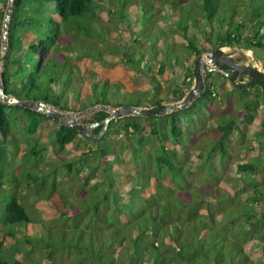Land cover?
Here are the masks:
<instances>
[{
	"label": "trees",
	"instance_id": "trees-1",
	"mask_svg": "<svg viewBox=\"0 0 264 264\" xmlns=\"http://www.w3.org/2000/svg\"><path fill=\"white\" fill-rule=\"evenodd\" d=\"M105 1L14 0L1 71L5 94L21 100H38L66 112H80L94 105L118 108L163 103L157 95L153 100L145 99L122 92L116 84L109 86L106 80L100 84L91 82L89 94L81 99L80 92L72 88L70 75L63 74L66 67L69 71L73 68L67 56L63 55L64 60L60 62L48 55L49 51H64L57 42L63 34L74 31L92 36L94 32L90 21L96 16L100 3ZM116 1L118 9L114 11V16L121 20L130 18L126 8L140 5L138 15L147 20V25L144 34L137 35L135 41L143 38L153 57L160 55L159 75L163 74L166 66L175 69L181 64V57L174 48L175 42L171 41L175 34L186 42L189 55L197 57L205 52V48L198 49L199 43L207 45L211 52L218 48H240L259 54V62L264 66V0H234L233 4L232 0H192L184 4H180V0H157L161 3L160 7L166 6V3L170 6L169 11H163L158 17L155 14L160 8L152 6L148 0ZM6 4L7 0H0V50ZM138 15L136 19H139ZM169 18H174V22ZM157 21L161 23L158 25ZM28 32L37 33L36 38L24 41ZM197 33L202 40L196 36ZM158 43H161V49ZM86 51L89 56V49ZM126 57L128 64L155 81L153 68L143 63L141 56L138 59ZM222 69L227 68L223 66ZM185 74L184 79L192 77L191 72ZM214 84L210 82L203 95L185 110L152 117L159 122L168 118V128L163 131L162 123L150 124L148 134L153 138L145 156L134 151L133 156L127 158L122 155L123 151L117 153L110 145H97L95 151L101 163L100 179L89 194L91 201L60 196V206H53L59 215V224L44 222L39 231L27 234L26 227H34L35 221L27 214L19 196L4 192L0 185V235L4 238V242L2 238L0 240V264H58V256L68 257L70 253L74 256L69 258L68 264H255L240 240L228 239L226 231L217 229L215 215L208 213L209 209L205 216L200 213L203 207L209 205L210 197L198 193L186 202L179 191L183 182L178 183L177 180L185 173L176 158V145H179L183 135L180 116L190 120L189 113L198 103L213 98ZM234 88L242 94L247 92L246 88ZM256 88L255 97L258 98L261 93ZM154 90L157 91L156 88ZM171 93L176 102L186 94L181 86L172 89ZM69 94L74 95L71 104ZM244 104L246 115H250L254 107L250 108L252 102L245 101ZM20 113L24 116L21 132L28 139L36 135L43 121L51 120L43 113L0 101V179L6 168L11 169L12 157L18 154V145L9 135L17 127ZM107 116L108 113L98 110L94 123ZM123 119L130 120L124 125L125 133H132L137 143L141 144L146 131L139 125L141 118ZM113 122L109 123V127ZM233 127L238 131L234 119L215 127L220 133L215 145L221 155L225 154L224 145ZM262 127L264 129V124ZM101 129L100 124L93 133L98 134ZM78 136L80 134L74 128L58 125L53 144L61 150ZM167 141L172 148L166 146ZM37 146V143H32L28 153L23 155L25 159H32L26 160V165L38 160L40 152ZM122 147L130 150L131 145ZM238 169L252 172L255 166L244 163ZM49 173L51 179L46 174L42 177L31 176L30 173L26 178L32 182L39 180L40 185L36 182L35 186H48L53 192L56 189L55 175ZM17 179L12 176L9 183L17 186ZM189 189L186 191L190 193ZM37 193L39 195L40 192ZM74 203L83 204L78 206L79 211L73 210ZM247 217L250 218L251 213ZM8 239L10 241L5 242ZM33 251L40 253L39 261L31 260L29 255Z\"/></svg>",
	"mask_w": 264,
	"mask_h": 264
},
{
	"label": "rangeland",
	"instance_id": "rangeland-1",
	"mask_svg": "<svg viewBox=\"0 0 264 264\" xmlns=\"http://www.w3.org/2000/svg\"><path fill=\"white\" fill-rule=\"evenodd\" d=\"M191 1L180 0L179 3L184 4ZM148 2L160 8V11L155 14L156 17L163 11L170 10L168 3L160 7L161 3L157 0H148ZM235 2L232 0V4ZM239 4L242 6L241 1ZM138 7L140 5L126 8L130 18L121 20L114 16V11L118 9L117 1L106 0L100 3L96 9V16L90 21V28L94 32L92 36L71 31L57 40L64 48L62 53L48 52V55L60 62L64 60L63 55L67 56L73 68L69 71L66 67L63 69V74L70 75L72 88L80 92L81 99L89 94L91 82L100 84L106 80L109 86L118 85L122 92L127 91L132 95H139L150 100L157 95L163 103L171 104L176 102L171 93L172 89L181 86L183 92L187 93L193 85V76L190 79H184V75L192 71L196 57L194 54H187L186 42L179 34H175L171 41L175 42L174 48L181 57L182 65H177L175 69L166 66L162 75L157 73L161 60L160 55L153 57L143 38L140 37L137 42L135 41L137 35L144 34L147 25V20L138 15ZM239 9L241 10V7ZM137 15L139 19H136ZM173 19L169 18V21L174 22ZM155 23L159 25L161 22ZM101 28L104 30L102 31ZM97 35L102 37L99 38ZM36 36L37 33L28 32L24 41L32 40ZM196 36L200 38L198 33ZM157 46L162 48L161 43ZM203 48L205 52L202 55L211 53L207 45L199 43L198 49ZM88 49L91 53L89 56L86 51ZM223 51L225 56H230L235 62L256 67L264 72V66L262 62H259V54H253L249 50L240 48H223ZM126 55L136 59L141 56L143 63L146 62L153 68L155 81L128 64ZM210 66L215 67L214 64ZM214 73H209L204 77L205 87L210 82L217 84L212 86L213 98L198 103L196 108L189 113L190 120L183 115L180 116L183 135L179 139V145H176V158L185 173L180 178L181 180H177L178 183L183 182L178 190L182 193L181 198L186 202L198 193L210 197L209 205L203 207L200 213L205 216L206 210L209 209L208 213L215 215L214 221L217 229L226 231L225 236L228 239L240 240L244 250L255 264H264V129L262 127L264 101L261 94L260 97H255L257 90L255 86L246 88V94H242L237 92L234 85L227 78H223L222 74ZM248 81V78L240 77L237 82L242 84ZM73 97V94H69V104L73 101ZM245 101L252 102V105H249L250 108L254 106L250 115H246ZM56 111L63 114L76 113L58 109ZM97 111L95 109L82 118H77V122L83 125L94 123V115ZM17 118V127L9 136L18 145V154L11 159L9 165L11 169L6 168V171L2 173L0 185L5 190L4 192L19 196L27 214L35 221L34 227L32 225L26 227L27 234L39 231L44 222L48 225L59 224V215L53 206H60V196H69L70 200L73 196L75 199L84 198L91 201L89 194L94 190L95 182L100 179L101 163L95 151L97 145L103 143L110 145L117 153L123 151L122 155L127 158L132 157L134 151L145 156L153 138L148 134L150 124L162 123L163 131L168 128V118L160 122L153 118H141L138 122L146 130V134L144 133L142 143L138 144L137 138L132 133L130 135L125 133L124 125L130 120L122 118L115 120L110 127L108 125L101 136L92 139L80 135L73 143L60 150L53 144V136L58 123L52 120L43 121L36 135L28 139L21 132L24 127L23 114H18ZM231 119L236 121L238 131L237 128H232L224 145L225 154L221 155L215 145L220 136L215 127L224 125ZM95 128L90 130L91 135H96L93 133ZM101 139H103L102 142H100ZM32 143H37L40 153L38 160L32 161L28 166L25 164L26 160L32 159L31 157L25 159L23 155L28 153V147ZM124 145H131L130 150L123 149ZM166 146L172 148L169 141L166 142ZM244 163L253 164L254 171H239L238 166ZM47 172L55 175L56 189L53 192L49 191L48 186H35L36 182L40 185L39 180L32 182L26 178L28 173L31 176L43 177L45 174L48 175ZM12 176L18 178L19 185L9 183V178ZM48 176L51 179V175ZM187 189L191 192L186 191ZM37 192H40L39 195ZM74 204V211H79L78 206L83 205ZM250 213L251 217L248 218ZM1 238L4 242V238L0 235V240ZM8 241L10 240H5V242ZM29 256L31 260L39 261L41 255L33 251ZM73 256V253H70L68 257L58 256L56 261L58 264H68L69 258Z\"/></svg>",
	"mask_w": 264,
	"mask_h": 264
},
{
	"label": "water",
	"instance_id": "water-1",
	"mask_svg": "<svg viewBox=\"0 0 264 264\" xmlns=\"http://www.w3.org/2000/svg\"><path fill=\"white\" fill-rule=\"evenodd\" d=\"M13 1L7 0L4 10L2 25H1V50H0V67L2 66L4 55L7 50V36L9 32V24L13 12ZM214 64L215 67L210 66ZM225 66L227 69L222 72L221 68ZM212 72L222 74L227 78L237 89H245L247 87H258L260 89L261 98L264 101V72L256 67L247 66L235 62L230 56H225L223 48H218L207 55H199L195 58L192 66L193 85L187 91L185 96L175 103H161L151 107H134V106H121L118 108L104 107L102 105H94L86 110L63 114L56 111L50 105L45 104L38 100H21L13 96L6 95L1 80L0 71V101L9 105H19L25 109L40 112L45 114L52 121L58 123L60 126L74 128L81 136L95 139L101 136L107 129L111 121L120 120L124 117H139V118H152L162 117L179 110H185L197 98L201 97L205 90L204 77ZM240 77H246L250 81L248 83H238ZM103 110L108 113V116L98 122L90 124H81L77 122V118L89 114L90 112ZM102 125L101 131L96 135H91L90 130Z\"/></svg>",
	"mask_w": 264,
	"mask_h": 264
},
{
	"label": "flooded vegetation",
	"instance_id": "flooded-vegetation-1",
	"mask_svg": "<svg viewBox=\"0 0 264 264\" xmlns=\"http://www.w3.org/2000/svg\"><path fill=\"white\" fill-rule=\"evenodd\" d=\"M222 68H223V66H222ZM222 68H221V71L223 70ZM224 71H225V70H224ZM218 74H219V73H218ZM249 81H250V80H249ZM249 81H248V82H249Z\"/></svg>",
	"mask_w": 264,
	"mask_h": 264
},
{
	"label": "bare ground",
	"instance_id": "bare-ground-1",
	"mask_svg": "<svg viewBox=\"0 0 264 264\" xmlns=\"http://www.w3.org/2000/svg\"><path fill=\"white\" fill-rule=\"evenodd\" d=\"M0 71H1V67H0Z\"/></svg>",
	"mask_w": 264,
	"mask_h": 264
}]
</instances>
